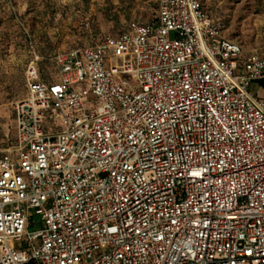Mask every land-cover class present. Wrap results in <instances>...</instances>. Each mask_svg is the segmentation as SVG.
Masks as SVG:
<instances>
[{"label":"built area","instance_id":"built-area-1","mask_svg":"<svg viewBox=\"0 0 264 264\" xmlns=\"http://www.w3.org/2000/svg\"><path fill=\"white\" fill-rule=\"evenodd\" d=\"M37 58L0 145V264H264V51L157 0L55 80Z\"/></svg>","mask_w":264,"mask_h":264},{"label":"rangeland","instance_id":"rangeland-1","mask_svg":"<svg viewBox=\"0 0 264 264\" xmlns=\"http://www.w3.org/2000/svg\"><path fill=\"white\" fill-rule=\"evenodd\" d=\"M224 25V35L244 51H264V0H201ZM157 0H0V145L13 135L12 105L26 95L25 70L34 59L40 79L56 78L53 57L105 36H116L130 21L155 20ZM87 24V25H86ZM174 38V32H169ZM250 90L264 97L256 83ZM28 230L40 228L30 210Z\"/></svg>","mask_w":264,"mask_h":264},{"label":"trees","instance_id":"trees-1","mask_svg":"<svg viewBox=\"0 0 264 264\" xmlns=\"http://www.w3.org/2000/svg\"><path fill=\"white\" fill-rule=\"evenodd\" d=\"M55 69V67H54ZM39 71V70H38ZM56 79V78H55ZM54 79V80H55ZM52 81V80H51ZM254 83H256L260 88L264 90V76L258 80H256Z\"/></svg>","mask_w":264,"mask_h":264}]
</instances>
